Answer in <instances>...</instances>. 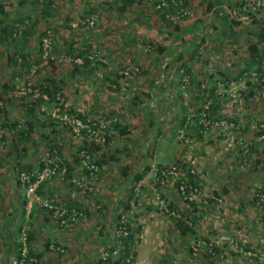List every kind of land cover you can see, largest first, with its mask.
<instances>
[{"label": "crops", "instance_id": "0c3cea01", "mask_svg": "<svg viewBox=\"0 0 264 264\" xmlns=\"http://www.w3.org/2000/svg\"><path fill=\"white\" fill-rule=\"evenodd\" d=\"M187 1L192 15L178 24L168 21L162 11L153 10V12H149L150 20L147 24H140L139 22L145 20L137 19L134 21L136 13L139 11L110 8L107 14L110 19L102 20V23L104 21L106 24L99 30L101 36H96L99 38L97 42L99 45L92 46L90 44L83 52L87 55L90 50L89 53H92L93 50L100 49L105 56L107 63L106 65L104 64L105 68L111 72V76H106L99 85V89H105V95L101 94L102 98L99 103L93 102L94 99H89L90 102L88 101V104H82L83 108H78L81 102L77 101V106H74L73 109L83 111L82 114L85 116V113H87L89 116L86 117L89 118H95L97 117L96 115L101 116L103 113L108 114V116L101 119H109L110 121V139L108 144L110 145L111 142L109 150L113 154L111 158L106 159L100 166L97 179H93L88 171L81 169L80 166L72 162V155L74 156L75 154V151H73L75 149V140L71 135L70 129L65 127L67 129L66 133L56 132L60 134L56 137L57 142L60 140L59 144L65 146L64 149H68V151L64 150L62 152L68 155L66 158L63 154L65 157L63 158L67 162L68 171L64 177L59 175L53 181L42 184L38 189L41 195L53 196L70 207L85 208L87 214L92 216L93 213L90 211L89 205H91L95 191L102 189L104 196H101L100 199L105 204H112L110 203L111 201L115 200L116 202L119 200L117 195L114 196L113 188L125 189V192L133 178L135 179L134 190L138 184H142L144 188L149 184L148 179H152L153 182L152 176L154 177L156 165L154 162L150 166L148 163L144 165V161L156 160L157 158H160L162 162L177 161L178 164L182 163L184 167H186L185 163L188 164L186 161H196L197 166L200 167L197 172L203 183L205 179L210 178V174L213 172L217 176L222 175L215 179L219 182L213 181L217 183L218 187L223 185L224 193H229L231 190V194H233L238 185H245L244 177L237 174H229V171L224 169L226 164H221V160H216L217 154L211 145V139H214L213 141L216 145L221 139H225L224 134L223 137L220 133L215 136L217 131L211 132L207 142L198 143L192 148L190 153L193 156L189 153L190 148L177 147L175 143L176 139H178L177 132L182 127L187 126L191 131L199 129V132H201L200 128L195 125L194 120H189V117L194 119L195 112L199 110L202 101L207 97L211 98L209 102L212 103V110L218 117L231 118L241 125L233 131H227L229 135L227 140L230 141V145L233 141L239 143V140H236L238 132L248 131L251 128L253 119L258 115H264V102L261 99L260 87L245 81V72L259 64L261 54L264 51V10L239 20L230 16V8L238 4L240 0ZM27 3V0H0V44H16L2 49L10 55L7 58V66L12 67L15 61H19L20 70L22 69L23 54H27L28 59L33 57L32 52L29 50L30 48L28 49L27 46L23 45L29 44L25 37L26 33L30 31L29 33L33 37V29H37L34 26L36 19L30 18L31 11L29 12L26 7ZM110 6H112L111 3L108 4V7ZM123 15H131L133 18L125 20ZM35 17H38L40 23L43 15L39 13ZM66 19V22H64L58 13L51 18V22L54 27L59 29L62 37L63 34L67 36L72 30L76 32V29H71L68 26L70 21H72L68 15ZM22 21L28 23L26 25L28 30L24 32L20 39L9 38L8 28L12 25L19 26L18 22ZM129 24L135 26L139 35L134 43L124 44L126 40H132L133 38L129 36V39L127 38L123 41L117 33H124V27L128 29ZM72 26L76 27V24L73 23ZM147 29L149 30L148 33L145 32ZM21 34L22 30L20 31ZM20 35L18 36L20 37ZM97 38L92 36L89 40L82 38V42L83 44L95 43ZM147 41L154 44L148 46L141 44ZM67 46L70 47L72 52L80 49L77 43L73 46L70 44ZM11 48L14 52L9 51ZM61 48L63 51H68L69 49L64 45ZM123 51L129 54V58L123 65H137L136 67H139L140 74L126 75L116 72L117 66L120 68L125 67L120 62V55ZM32 60H35V58ZM12 73L8 78L10 80L15 74V70ZM186 76H189L190 84L183 88L182 82ZM3 77L1 76L2 79ZM46 77L49 76H45V79H48ZM57 78L59 77L53 74L49 83L55 79L57 80ZM2 79H0V91L2 92L0 109L2 108L3 112L0 115V123L5 125L2 126L0 135H6L7 141L4 142V146H0V264H4V262L10 264L8 252H16V238H11L13 235L16 236L20 227L27 220L29 222L31 220V224L35 222L31 230L33 236L31 240L32 249L41 258H45L46 264H51L49 255L52 253L50 250L54 245L68 246L69 232L65 231V234H62L60 232L61 226L57 224L58 222L53 219L50 212L41 208L40 205H36L34 207L35 210L33 209L30 215L31 210L28 208L25 190L18 178V173L21 169L38 166L37 162L41 164V161L46 157L41 160V156L45 154L40 152L47 145L48 140L41 135V132L39 134L38 130L43 128V126L46 127L47 122L43 121L38 106L34 110L30 107L32 93L19 96L18 91H12L11 86L9 87V85L13 86L12 82L7 84ZM91 80L90 76V83L85 87V93L87 94L89 92L92 93L93 89L97 88L96 83ZM39 81L42 82L43 80L39 79ZM123 89L128 91L126 92ZM222 91H224L223 94H220L219 92ZM228 91L237 95L236 101L229 97L228 93H226ZM185 92H188V96L184 94ZM140 93L145 97L141 95V98L138 99L137 94L140 95ZM95 97L97 96L95 95ZM150 97L151 100H149ZM188 97H191L192 100H189ZM137 99L138 102H136ZM195 103H197L196 109L192 112L190 105L194 107ZM136 109H138L139 113H137ZM134 113L138 117L134 116ZM155 116L160 117V121H163V124L168 123L170 120L173 122L162 129H158L159 132L157 134L159 137L157 136L156 140L153 132L155 129L153 119ZM147 119L151 121L149 124L153 128L151 137L155 140L156 148H152L147 138L148 134L146 135L145 133V129L150 128L147 124L148 122H146ZM167 119L168 121H166ZM17 121L19 127L23 124L26 128L27 125L31 128L30 135L23 136L21 130H17L15 124ZM135 122L138 123L137 126ZM183 122L184 125L182 126ZM160 124L158 123L157 126L159 127ZM127 128L129 132H126V130L128 131ZM33 130L34 132H32ZM213 130L221 131L220 128H214ZM138 133V140L130 139ZM195 133L197 134L198 132ZM145 135L146 137H144ZM124 136L129 138L125 139ZM120 143L129 144L125 153L122 152L124 148H119ZM207 143H210L207 146L209 150L203 148ZM139 144L141 145L139 149L141 148L142 152H136L138 157H129ZM232 147H234L233 150ZM229 148L232 151L228 152L225 158L228 161H237L234 165L237 169L239 158L236 154L235 146L232 144ZM8 151L10 152L8 153ZM100 152L101 150L99 149L96 153L100 155ZM135 161H141L142 164L138 166ZM201 164L203 168H201ZM137 169H140L138 172L142 169H144L143 173L146 170H150V172L145 173L144 176L138 173L135 177ZM222 170L223 172H220ZM217 172L219 173L217 174ZM72 176H78V178L86 180L89 183L88 188L80 189L74 185L71 181ZM212 177L215 178L214 176ZM170 179L173 178H169L165 183H162L163 188ZM166 186V190L169 191L172 199L179 203L180 200H177L178 196L174 194L177 188H173L171 184ZM205 186L208 187L209 185L206 184ZM129 187L131 188V186ZM214 188L216 189V187ZM138 197L135 194V200ZM137 202L139 204L141 200L137 199ZM236 203L232 208L241 212H245L247 206L256 205L246 200H240ZM141 204L144 205L143 202ZM115 205H117V202ZM256 209L258 208L256 207ZM258 212L263 215L262 208ZM30 216L32 219H30ZM14 228L15 230H13ZM182 236L183 234L180 235L181 238Z\"/></svg>", "mask_w": 264, "mask_h": 264}, {"label": "rangeland", "instance_id": "374dc122", "mask_svg": "<svg viewBox=\"0 0 264 264\" xmlns=\"http://www.w3.org/2000/svg\"><path fill=\"white\" fill-rule=\"evenodd\" d=\"M27 1L28 3L26 4V7L28 8L29 12L31 11L30 18L38 20L35 25L37 29H33V37H31V33H29L30 31H27L25 36L29 43L25 44V46H27L28 49L30 48L29 50L33 55L32 59L35 58V60L31 59L34 65L32 69L29 70L30 73L19 69V61H17V64L14 63L12 67H8L6 62L7 58L10 55L9 53H5L2 48H8L9 45L14 46L16 44H0V79H2L1 76H4L2 80H4L7 84H10L9 82H12L13 86L9 85V87L11 86V90L19 91L20 87H24L25 85L27 86L28 82H33L35 86L38 87L41 86L40 84L48 85L50 84V78L53 74H55L59 77L57 78V80L55 79V81L58 83V92L60 93V95H63L66 100L65 110L80 114H82L83 111L81 112L79 109H73L74 106H77V101L81 102L78 108H83L82 104L84 103L88 104V101L90 102L89 99H94L93 102L99 103L102 98L101 94H103L104 96V93L106 92L105 89H99L101 80L105 79L108 75L111 76V72L107 71V69L105 68V65L107 63H105V65L95 63L87 68V66L83 67L79 63V61L76 60L78 58H81L82 60V57H80L82 54L80 53H83L90 44L92 46L99 45L97 43L99 38H97L96 36L100 35L99 30H101L106 24L104 21L109 18L107 17V14L109 13L110 8L139 11L138 13H136V19H134V21H136L137 19L142 21L145 20L143 22H139L140 24H147V22L151 18L149 12H153V10L158 11L153 6H151L149 2L142 0H135L127 4H125L122 0ZM48 1H52L54 6L49 5L50 3ZM109 3H111L112 6L108 7ZM92 10L98 12V23L94 27L80 25V18L87 16ZM39 13H42L43 15V17L40 19V23L38 17H35ZM56 13L61 15V18L64 22H66V18L68 15L72 20L70 21V25L68 26H70L71 29H76V32H73L72 30L69 34H67V36L63 34L62 37L59 33V29L57 27H54L53 23L51 22V18ZM129 18L133 17H131V15H123V19L126 20ZM102 20H104L103 23ZM73 23L76 24V27L72 26ZM18 24V35H20L21 30L22 34L20 35V37L17 35L15 39H20L22 35H24V32L28 30L26 27L28 23H26L25 21L18 22ZM128 27V29H125L124 27V33H117V35L121 37L123 41H125L129 36L133 38L132 40H126L124 44L134 43L139 35L137 30L135 29V26L129 24ZM49 31L53 33L54 43L53 55L55 56V59H52V62H50L49 59L46 60L40 52V49L42 48V39ZM145 32L148 33L149 30L147 29ZM91 36L93 38H97V41H95V43L83 44L82 38L85 40H89L91 39ZM76 43L80 49H77L78 51L72 52L70 47H68L67 45L70 44L71 46H73ZM141 44L148 46L154 43L147 41ZM62 45L66 46V48H69L68 51H63V49L61 48ZM98 50L100 49L93 50V52ZM9 51L12 52L13 49L11 48L9 49ZM124 51L120 55L121 65H123L127 58H129V54ZM62 56H68L66 57L67 60L61 62L58 61V58ZM123 66L125 67L120 68L117 66L116 72L119 74H126L125 72L128 71L129 75H137L141 73L139 72V67H136L137 65ZM14 70L15 74L12 76L11 81L8 78L11 74H13L12 72ZM45 76H49L46 77L48 79H45ZM90 76L93 82L96 83L97 88H94V91L92 93L89 92L87 94L85 93V87L90 83ZM39 79H42L43 81L41 82L39 81ZM87 79H89V81H87ZM123 90H125L126 92L128 91L127 89ZM95 95L97 97H95ZM141 95L145 97L142 93H140V95L137 94V98H141ZM70 96H72V98H70ZM79 96L80 98L78 99ZM119 98L121 97L119 96ZM188 98L189 100H192L191 97ZM30 99L34 100L35 97L32 96ZM138 99L136 100V102H138ZM209 99L211 98L207 97L202 101L199 110L195 112V117H197V114L202 109L208 107V110L211 112V116L214 119L228 118L225 116L218 117L216 113L213 112L212 103H209ZM261 99L264 102V95L262 91ZM149 100H151V97L149 98ZM43 105H46L47 109H49V113L45 112L43 114V111H40L41 117L47 121V126L39 129L38 133L40 134L41 132V135L43 137H46V140L48 141L47 145L44 146L42 151L40 152L45 154L41 156V160L47 155L46 153L50 152L51 147L50 145H48V143L52 142V138H56L58 137V135H60L56 132H67V127L65 128V125L62 123V121L50 114V112L52 113L53 104L49 106L48 103L44 102ZM92 105H94V103H92ZM136 105L138 106L137 103ZM196 105L197 103H195L194 107L190 105L192 112H194V110L196 109ZM136 111L137 113H139L138 109H136ZM85 114L86 116H89L87 113ZM48 116H52L53 118L51 119ZM96 116L97 117L95 118L101 119L105 116H108V114L103 113L101 116ZM134 116H137V114L134 113ZM228 119L233 120L231 118ZM260 119H264V115H258L257 117H255L251 122V128L248 131H244L243 133L238 132L237 134L238 137L236 138V140H240L241 138L244 139L246 146H248L249 148V151L246 154L244 153V149L242 148L241 144L237 143V141L231 142V145L233 144V146H235L236 154L239 158L237 169L234 166L237 161H228V159L225 158L228 152H231L234 149V147H232V150L231 148H229L231 147V145L229 144L230 141L227 140L229 138L227 131H212V129L214 128H211L209 131L199 132V129L191 131L188 128L187 132L191 138L190 143L182 142V140H180L178 137L179 131L177 132L178 139H176L177 141L175 144L177 145V147L184 146L190 148L189 153L191 152L192 148L196 146V144L207 142L208 137L210 138L211 136V132L213 133L217 131L215 136H218L219 133L222 137L225 135V139H221V141L216 145L213 141L214 139H211V145L213 146L214 152H216L217 154L216 160H221V164H226V167H223L225 171H229V174H237L241 177H244L245 185H238L233 194H231V190L229 191V193H224V189L222 188L223 185H219L218 187L217 183H215L214 181H218L215 179H218L222 175L217 176L214 174V172L210 174V178L205 179L203 183V181L200 180L197 172V169H199L200 167L197 166L196 161L191 162V160L186 161L188 164L185 163V166L187 168L195 169V176L192 177L193 174H190L188 176V182L192 190H198L194 194L193 199L184 198V196L179 193L178 189V192L176 191L174 194L178 196L177 200L179 199L180 202L177 203L172 199L169 191L166 190V185L171 184L173 188H177L176 177H173V179H170L164 185L165 190L164 188L163 190L159 188L154 192L153 190L155 182L154 180L152 182V179H148L149 184L144 188L143 186L141 187L140 195H137L136 189L134 190L135 179L133 178L131 183L128 184L125 192V189L120 190L113 188L114 190H112V192L114 196L117 195V198L119 199L116 201L117 205H115V200L110 202L112 204L103 203L100 197L104 196V191L102 189H99L98 191H95V193H93L94 198H92L91 205H89L90 211L93 213V215L89 216L88 214V217L85 221L79 219V221L76 220L73 222H69L67 225H63L59 222V220L53 218L58 222L57 224L61 226V231H59L62 234H65V231H68L70 237L68 238V246H64L61 244H59V246L54 245L50 250V252L52 253L51 255H49V258L51 257V264H106L102 263L103 253L109 252V250H111L112 248L114 254L113 256L115 258L120 256L123 250V239L119 237L121 220L120 217L123 214H127L132 206L134 207L135 213L132 215V217H130L129 222L131 227L133 228L131 232L133 233L135 240L132 249V259L134 264H264V200H261L260 197H264V139L260 138V134L252 128V124ZM166 121H168V119ZM138 122L140 123V121ZM146 122H148V125L151 123L150 119H147ZM153 122L155 123L154 131L152 126L150 127L149 125L150 128H146L145 133L146 135L148 134L147 138L149 139L152 148H156L157 145L155 143V140L157 136L159 137V135L157 134L159 132L158 129H162L166 125H170L173 122L170 120L168 123L163 124V121H160V117L156 116L154 117ZM158 123H161L159 127L157 126ZM135 124L136 126L138 125V123L136 122ZM183 125L184 122L182 126ZM195 125H197L196 121ZM238 125L241 126L239 123ZM152 131L155 133V140L153 137H151V134L153 133ZM32 132H34V130ZM126 132H129V129L128 131L126 130ZM195 132L198 133L196 134ZM138 135L139 133L137 135H134L130 139L138 140ZM146 135L144 137H146ZM124 137L125 139L129 138L128 136ZM6 143L5 145H7ZM74 144L75 149H73V151H75V154L74 156L72 155V162L81 167L78 158V149L80 146L77 142H74ZM164 144L166 145V143ZM209 144L210 143L205 144L203 148L209 150V148L207 147ZM110 145L106 144L100 148H97L96 145L91 147L93 153L92 156L97 160L99 166L102 165V163L106 161V159L111 158L113 153H111V151L109 150ZM127 146H129V144L126 145L120 143L119 148H124L122 152L125 153V151L127 150ZM64 147L65 146L62 145V152H64V150L68 151V149H64ZM139 147H141L140 144L138 145V147H136V149L133 151V154L129 157H138L136 152H142V149H139ZM99 149L101 150L100 155L96 153ZM9 152L10 151H8V153ZM62 154H64V156L67 158L68 155H66L65 153ZM190 154L193 156L192 153ZM135 162L138 166L142 164L141 161ZM153 162L156 165L163 166L178 165L177 161L162 162L160 158H157L156 160H145L144 165L148 163V165L150 166V164ZM37 163L38 165L40 164L39 162ZM200 166L201 168H203L202 164ZM139 170L140 169H137L135 177L138 175V173L140 175L143 174L144 176L145 173L150 172V170H146V172L143 173L144 169L138 172ZM220 172H223V170ZM218 173L219 172H217V174ZM212 176H214L215 178H213ZM152 178L154 177L152 176ZM206 184H208L209 186L206 187ZM129 186H131V188ZM214 187H216V189ZM131 192L132 195L130 196ZM157 193L160 194V196L165 200L168 206L166 207L168 208V211L164 206L156 203ZM135 194L137 197L139 196L138 198H136V200ZM129 196L130 198H128ZM169 196L171 197V199ZM137 199H140L144 205H142L141 202H139L138 204ZM240 200L250 201L251 203H254L256 205L247 206L245 212H241L238 209L232 208L233 205L237 204L236 202ZM63 204L67 206L66 203ZM73 207L75 206H72V208ZM256 207L258 209H256ZM261 208L263 215H260L258 212ZM83 210L87 212L85 208ZM171 212L175 213L172 214ZM31 213L32 211L30 212V215ZM50 215H52L51 212ZM30 219H32L31 216ZM179 220L185 222L184 228H181ZM33 225H35V222L31 224L32 228ZM22 226L18 230L16 236L13 235V237L11 238H16V252H8L9 263L11 262V258L18 253L19 242L17 236L19 231L23 229ZM13 230H15V228ZM182 234L183 236L181 238L180 235ZM214 246H216L218 250H215ZM29 248L30 252L32 251L39 257V255L33 251L31 243L29 244ZM60 248H63V251ZM193 251H195V253ZM45 262V258H41V264H46ZM7 263L8 262H4V264Z\"/></svg>", "mask_w": 264, "mask_h": 264}, {"label": "built area", "instance_id": "2783aa9c", "mask_svg": "<svg viewBox=\"0 0 264 264\" xmlns=\"http://www.w3.org/2000/svg\"><path fill=\"white\" fill-rule=\"evenodd\" d=\"M141 1V0H139ZM147 1L153 6L156 10L163 11L166 18L173 23H180L192 15L191 9L189 8L187 0H142ZM264 10V0H240L238 4L230 8V16L235 19H243L248 17L251 14L258 13ZM99 21V15L93 14L85 19H81L79 24L84 26H95ZM53 33L49 31L42 39L43 47V57L48 59H55L53 55ZM67 56H62L58 58V61L67 60ZM95 64L97 61L105 62V58L102 56L100 51H94L88 56ZM81 63V58L76 59ZM259 67L252 68L245 72V81L251 82V84L257 85L260 87L264 95V51L261 54ZM129 74V72H125ZM190 84L189 76H186L182 82L183 88H186ZM187 90V89H186ZM224 91L219 92L223 94ZM28 93H32L33 97L39 98L42 96L48 100V94H43L38 86H35L33 82H28V85L20 87L18 91L19 96H24ZM229 97L236 101L237 95L231 91L226 92ZM188 96V92L184 93ZM57 102L54 104L52 109V115L57 117L59 120L64 121L70 127L72 136L75 141H84L90 145L98 144L104 145L107 142V128L110 123L108 120L92 119L80 117L78 114H73L65 110V107H61L64 98L58 94ZM210 103V102H209ZM42 111L47 110L46 105H42ZM189 120H193L189 117ZM197 120L199 124L202 125L201 131H209L211 128H220L223 131H233L238 128V123L230 120L228 118H218L214 119L211 117V112L208 110V107L202 109L197 114ZM195 122V120H194ZM189 123V122H187ZM252 128L260 134V138L264 139V119L255 121L252 124ZM187 126L182 128L179 133V139L182 142H191V138L187 132ZM205 129V130H204ZM2 136V135H0ZM239 143L244 149L246 154L249 151L248 146H246L244 139H240ZM4 146V142H1L0 146ZM82 147L79 150V156L81 158V164L86 168L91 176L96 178L99 171V167L96 164L95 160L92 157L90 152V147ZM67 165L65 159L57 151L54 153L49 152L46 157L42 160V163L38 166H34L28 169L21 170L19 172V181L25 190V196L28 200V208L32 209L36 205H40L42 208L50 211L53 214V217L57 220L59 219L61 224L67 225L69 222L76 220H86L88 214L85 210L80 208H70L63 203H60L53 196H44L38 192L39 187L42 184L49 183L53 181L57 176L67 174ZM195 169L184 167L183 164H178L176 166H158L155 165L154 168V177H158L160 180L165 183L168 178H177V188L180 194L186 199H193L194 194L198 191L197 189L192 190L189 182L188 176L194 174ZM72 181L79 185L80 187L86 188L87 184L79 180L78 178H72ZM142 184H138L136 187L137 195H140ZM261 200H264L263 196H260ZM157 204H160L165 207L168 211V207L165 200L157 193ZM134 205V203H133ZM135 213L134 207L123 214L120 217V236L123 239V236L127 235L128 229L127 224H130L129 219ZM174 214L175 212H171ZM71 218V220H70ZM30 229V224L27 222L24 228L18 234L19 249L18 253L11 258V264H41V260L35 254L30 252L29 243H28V231ZM121 239V240H122ZM123 247L125 246L124 240H122ZM111 255L109 252L103 253V259L109 258ZM128 262L134 264L132 259V254L128 258Z\"/></svg>", "mask_w": 264, "mask_h": 264}, {"label": "trees", "instance_id": "16d2710c", "mask_svg": "<svg viewBox=\"0 0 264 264\" xmlns=\"http://www.w3.org/2000/svg\"><path fill=\"white\" fill-rule=\"evenodd\" d=\"M40 1H44V0H40ZM122 1H124V3L125 4H127V3H131V2H133V1H135V0H130V1H128V0H126V2H125V0H122ZM50 4L49 5H51V6H54V4L52 3V1H48ZM93 14H96V15H98V12H95V11H90V13L87 15V16H84V17H82V18H80V19H85V18H87V17H89V16H91V15H93ZM37 19H36V21H35V23H34V26H35V24L37 23ZM80 25H82V24H80ZM19 26H15V25H12L10 28H8V30H7V33H8V36H9V38L11 37V38H13V39H15V34H17L18 32V28ZM92 27H94V26H92ZM25 45V44H24ZM53 45H54V43H53ZM40 52H41V54L43 55V48H41L40 49ZM23 54V53H22ZM82 55L80 56V57H82V62L80 63L83 67H86L87 66V68H89V66H91V65H93V61L88 57L89 56V54L88 55H86V54H83V53H81ZM68 57V56H67ZM77 57V56H76ZM22 60H23V62H22V65H21V68H22V70L23 71H25V72H27V73H30V71L29 70H31L32 69V67H33V65H34V63H32V61H31V59H28L27 58V54H23V58H22ZM50 60V62H52V59H49ZM17 61H15V63H16ZM261 62V61H260ZM260 62H259V64L257 65V67H259V65H260ZM97 64H103V62H96ZM41 86H40V90H41V92H42V95L44 94V93H47L48 95H49V98H48V103L50 104L49 106H51L52 104L54 105V102H57L56 101V96H57V93H59L58 92V83L55 81V80H53L50 84H48V85H43V84H40ZM1 94H2V92L0 91V101L2 100V97H1ZM47 101L45 98H43L42 96H40L39 98H36V99H34V100H31L32 102L30 103V107H32V109L34 110V109H36V107L37 106H39V108H40V110H39V112L40 111H42V109H41V103H42V101ZM61 107H65L64 106V103L62 104V106ZM2 112H3V110H2V108L0 109V115L2 114ZM49 113V110H46V111H43V114L44 113ZM50 114L52 115V113L50 112ZM53 116V115H52ZM52 116H48L49 118H53ZM79 116L80 117H83L82 116V114H80L79 113ZM212 117V116H211ZM42 119V118H41ZM42 121V120H41ZM43 121L46 123L47 121L43 118ZM57 122V121H56ZM42 123V122H41ZM62 123L65 125V127H67V128H69L70 129V127H69V125L67 124V123H65L64 121H62ZM196 123H197V126L201 129V127H202V125L201 124H199V122H198V120H196ZM16 124V128H17V130L19 131V130H21V134L23 135V136H28V135H30V133H31V128L30 127H28V125H27V128L22 124V126H18L17 124H18V121H17V123H15ZM14 124V125H15ZM5 124L4 123H0V133H2V126H4ZM42 125V124H41ZM44 127V126H43ZM41 128V127H40ZM205 130V129H204ZM71 131V130H70ZM208 131V130H207ZM123 132H125V131H123ZM202 132V131H201ZM5 141H7V139H6V135H2V136H0V142H5ZM59 142H60V140L57 142V139L56 138H52V142L51 143H49V145H50V147H51V149H50V152H52V153H54L55 151H57L60 155H63L62 154V145H60L59 144ZM96 147L97 148H100V146H98V145H96ZM101 166V165H100ZM99 166V167H100ZM25 169H27V168H25ZM195 175L193 174L192 175V177H194ZM153 180H154V190H153V192L156 190V189H161V190H163V181L162 180H160L158 177H154L153 178ZM163 196H164V194H163ZM60 202V201H59ZM60 203H62V202H60ZM68 205V204H67ZM70 207V206H69ZM72 207V206H71ZM52 217H53V214L51 215ZM54 218V217H53ZM59 220V219H58ZM70 220H71V218H70ZM59 222H60V220H59ZM71 222H73L72 220H71ZM179 222H180V226H181V228H184V226H185V222L184 221H181V220H179ZM61 223V222H60ZM127 229H128V233H127V235H125V236H123V240H124V244H125V246L123 247V250H122V254L120 255V256H118L117 258H115L113 255V248L111 249V250H109V254L111 255L109 258H107V259H102V263H106V264H131L130 262H128V258H129V256L131 255V254H133L132 253V249H133V245H134V236H133V233L131 232L132 231V227H131V225L130 224H127ZM18 238V237H17ZM33 239V236H32V233H31V231L29 232V243H31V240ZM214 249L215 250H218V248L216 247V246H214ZM34 252H35V250H33ZM194 253H195V251H193ZM31 253L32 254H34L32 251H31ZM35 253H37V252H35ZM38 254V253H37ZM211 254V253H210ZM36 255V254H35ZM39 259L41 260V257L39 256ZM10 264H11V262H10Z\"/></svg>", "mask_w": 264, "mask_h": 264}, {"label": "clouds", "instance_id": "9594fccd", "mask_svg": "<svg viewBox=\"0 0 264 264\" xmlns=\"http://www.w3.org/2000/svg\"><path fill=\"white\" fill-rule=\"evenodd\" d=\"M137 1V0H136ZM158 11H160V10H158ZM163 12V11H162ZM164 13V12H163ZM165 14V13H164ZM175 24H178V23H175ZM16 35H18V33L17 34H15V36ZM43 48V47H42ZM98 51H100V50H98ZM101 52V51H100ZM90 54V53H89ZM102 54V53H101ZM102 56L104 57V55L102 54ZM105 58V57H104ZM106 63V60H105V62L103 63V64H105ZM40 88V87H39ZM44 94H47V93H44ZM58 94H60V93H57V95ZM49 96V95H48ZM63 98H64V106L66 105V100H65V97L63 96V95H61ZM57 97V96H56ZM56 101H57V99H56ZM45 103H48V100L47 101H44ZM43 102V103H44ZM43 103H41V107H42V105H43ZM56 102H54V104H55ZM49 104V103H48ZM50 105V104H49ZM54 106V105H53ZM52 109H53V107H52ZM65 109H66V107H65ZM47 110H49V109H47ZM71 113H73V114H78L79 115V113H74V112H72V111H70ZM83 117H85V118H89V117H86V116H84V115H82ZM192 119H193V117H191ZM92 119H98V118H92ZM100 120H108L109 121V119H100ZM193 120H197V117H195L194 116V119ZM195 123V122H194ZM109 126H110V123H109V125H108V128H107V137H108V139H107V142H106V144H108V141H109ZM181 131V130H180ZM180 131H179V133H180ZM71 135H72V133H71ZM73 137V136H72ZM75 142H77L78 144H79V149H78V156H79V150H80V148H82L83 146L84 147H86V146H89V144L87 143V142H84V141H75ZM106 144H104V145H106ZM94 145H98V144H92V145H90L89 147H90V152H91V154L93 155V153H92V149H91V147L92 146H94ZM104 145H98V146H100V147H102V146H104ZM63 157V156H62ZM93 157V156H92ZM79 158V163H80V165H81V167L83 168V169H85L86 171H88L86 168H84L83 166H82V164H81V158H80V156L78 157ZM93 159L95 160V162H96V164L98 165V167H99V164H98V162H97V160L93 157ZM65 163H66V165H67V162L65 161ZM158 166H163V165H158ZM68 168V167H67ZM28 169V168H27ZM21 170H24V169H21ZM20 170V171H21ZM19 171V172H20ZM99 171H100V167H99ZM99 171H98V173H97V176H96V178H94L93 176H91V174H90V172L88 171V173L90 174V176L93 178V179H97V177L99 176ZM18 176H19V173H18ZM72 178H78V176H72L71 177V181H72ZM79 180H82V182H84V183H86L87 184V187L86 188H88V186H89V183L86 181V180H84V179H81V178H78ZM72 183L74 184V185H77L76 183H74L73 181H72ZM78 187H80L79 185H77ZM40 188V187H39ZM80 188H83V187H80ZM86 188H83V189H86ZM178 189V188H177ZM55 198V197H54ZM68 206V205H67ZM69 207V206H68ZM70 208H72V207H70ZM77 208V207H76ZM34 209V208H33ZM33 209H32V211H33ZM50 212V211H49ZM29 223L30 224V229H29V231H28V243H29V232L32 230V226H31V223L27 220L24 224H23V228H24V226H25V224L26 223ZM22 230V229H21ZM20 230V231H21ZM20 231H19V233H20ZM18 233V234H19ZM18 237V236H17ZM30 244V243H29ZM62 251H63V248H60Z\"/></svg>", "mask_w": 264, "mask_h": 264}]
</instances>
